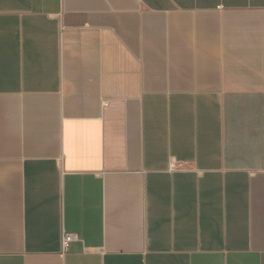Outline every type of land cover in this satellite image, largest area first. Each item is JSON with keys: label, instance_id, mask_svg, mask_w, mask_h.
Listing matches in <instances>:
<instances>
[{"label": "crops", "instance_id": "0c3cea01", "mask_svg": "<svg viewBox=\"0 0 264 264\" xmlns=\"http://www.w3.org/2000/svg\"><path fill=\"white\" fill-rule=\"evenodd\" d=\"M0 264H264V0H0Z\"/></svg>", "mask_w": 264, "mask_h": 264}, {"label": "built area", "instance_id": "2783aa9c", "mask_svg": "<svg viewBox=\"0 0 264 264\" xmlns=\"http://www.w3.org/2000/svg\"><path fill=\"white\" fill-rule=\"evenodd\" d=\"M76 238L75 234L64 232L61 239L62 250L65 251L70 246L71 242Z\"/></svg>", "mask_w": 264, "mask_h": 264}]
</instances>
